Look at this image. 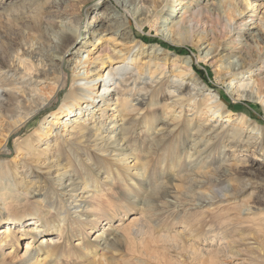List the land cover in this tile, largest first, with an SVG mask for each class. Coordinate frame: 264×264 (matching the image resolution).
I'll return each mask as SVG.
<instances>
[{
	"label": "bare ground",
	"instance_id": "1",
	"mask_svg": "<svg viewBox=\"0 0 264 264\" xmlns=\"http://www.w3.org/2000/svg\"><path fill=\"white\" fill-rule=\"evenodd\" d=\"M111 1L112 4L109 6H103V0H0L1 10L8 8H25L29 10L32 17L22 25V28L33 35L40 34L38 41H44L48 45L51 44V59H47L48 57H44L40 52H27L19 47L11 52L14 53L13 58H15L21 69L25 71V74L21 77L14 78L11 73H8L9 71L0 68V112L3 113V119L0 121V135L3 131L7 133L5 143L7 138L17 136L18 129H21L27 121L37 116L44 107L53 103L54 96L58 92L64 91L66 93L59 111L52 112L44 118L37 131L26 138L17 137L15 139L16 151L19 150L22 152L21 154L31 156L30 165L28 160L24 159H20V165L13 161L0 163V212L6 213L5 217L1 218L0 215V251L2 253L0 264H5L6 258L9 260L6 264H69L75 259H80L85 264H131L128 261L120 263L107 256L104 257L103 261H95L96 258H89L90 252L88 250H84L83 255H79L73 260L69 254L61 251L60 242L65 239L67 218L70 212L69 207L72 202H76L78 189L84 193H88L87 190L91 189L90 199L93 200L98 194L95 191L98 185L103 189L104 187L114 186L116 182H119L124 184L125 189H129L127 182L134 186L136 182L149 178V171L154 169H160L161 175L167 172L165 183L159 185L158 188L154 189L156 191L149 194V201L154 206L165 202L167 197H172L179 188L187 190V194L190 193V195L185 196L183 195L185 192L182 194L184 198L189 199L194 192L193 190H199L205 186L208 195H198V198H196L200 207L203 205L202 208L210 207L214 202H222L227 197L234 200L231 209L230 207H222L214 212V210L211 211L207 208V210H202L199 213L185 215V218H183L184 228L185 230L186 228L189 229L190 237L200 238L204 242H209V244H212L213 241L222 242L215 250L199 252L203 260L202 264H226L225 259L238 260L241 264H264V205H260V202L264 201V196H259L256 200L250 198V200L253 199L252 205L249 202L250 206L247 201L238 200L245 189L251 186L253 182L250 179L245 180L243 173L237 171V166L230 164L225 156L227 148H238L241 143H244L245 147L257 144V141L261 143L264 127L252 119L248 112L234 113L228 108L225 95H222L220 90L208 85L200 74L195 73V57L189 56L184 59L179 54L159 45L156 48H150V53L144 50L135 30L143 32L146 27L155 29L160 16L172 18L174 8L180 5L183 0ZM96 7H102L103 11L93 13L89 17V11ZM184 9L185 12L190 10L188 5ZM207 12L219 17L225 14L230 20L237 17L240 20L241 30L248 34L247 36H251L250 40H253L257 45L262 44L261 50H264V0H217L207 8ZM189 17L190 19L179 29V33L183 36L174 37L175 33L173 32L172 37L168 38L166 42L183 47L196 46L200 42L199 47H201L208 41L209 43L203 47V50L206 49V51L201 53L200 60H206L214 55H221L222 59L237 56L235 62L232 63L233 65L228 68L230 75L225 78L230 86L229 94L238 100L248 97L255 100L254 103H264V97L262 96L264 80L254 91V85L250 82L251 78L247 76L257 62L263 63V59L260 60V56L253 54V50L246 47L245 44H242L238 50L233 48L231 50V48L215 40L211 33L204 30L199 32L193 28L189 29L187 23L190 21L196 23L203 21V18L199 16L193 17L190 14ZM66 20H69L70 23H67ZM42 21L46 23L45 27H42ZM167 24L173 28L178 25V22L172 20ZM251 24L256 26L255 30L248 27ZM171 28L169 32H171ZM22 33H24L23 30L21 35ZM82 34L84 35L79 40ZM109 35L115 36L117 44L122 46V49L119 50L121 55L114 57V59H120L118 63H122V68L114 71L110 62L111 59L102 60L101 68H104L102 72H97L95 77L92 78H80L78 67L85 66L88 63L91 48L96 46L103 38H109ZM238 37L241 38L242 36ZM3 38L4 41L0 42V49H2V46L8 45L7 42L10 41L7 36ZM195 39L197 41L194 43ZM31 42H33L32 39ZM135 49H138V53L133 57L131 52ZM145 53L149 57L146 63L157 60L159 53L164 55L162 60H168V62L171 60L174 63L177 60L184 59L181 62L184 69L170 77H162V70L160 71L158 68L153 72L146 68L144 72L138 74L140 68L136 65V60ZM82 54H85V59L81 58ZM151 54H153L152 57L149 56ZM128 71H135L137 75L126 77L129 75ZM47 76L49 77L47 78ZM42 81L51 84L46 99L41 96L42 91L37 89L38 84ZM111 90L115 92V101L118 102L115 108H123L127 103L136 101L138 105H147L148 110L142 114L140 119L127 116L121 112L118 122H108L101 116L96 117V112L91 111L96 107V100L98 99V102L102 103L101 107H103L105 105L103 100ZM248 92L249 94H247ZM164 96H167L168 100L176 99L174 105H178L180 108L188 107L192 109L195 112L194 116L188 117L185 114L174 112L168 117L171 122L167 124V114L164 113V109L167 107L162 106L160 117L157 116V109H149L150 106L151 108L156 106L158 104L156 100ZM140 98L142 99L139 101ZM98 111H102V109L99 107ZM197 116L202 117L199 122H195ZM160 119L163 126L155 130V125ZM138 122L144 124L145 132L153 135L151 138L155 142L156 150L151 151L152 153L141 152L140 149L135 148L131 150V147H128L129 138L133 135L132 124ZM68 125H70L71 130H77L74 141L76 144L84 146V148L81 149L78 146L72 149L66 144V150L59 152L57 147L64 140V137L53 135L52 129L54 126H61L67 130ZM117 130L118 133H116ZM205 133H208L209 137L204 140ZM49 139L52 140L56 149H54L55 157H53L55 160L49 161L46 169H44V174L48 177L52 176L54 166L57 165L56 167L63 169L65 165H60V161L67 160V157L73 156L74 152L76 156H79L81 152H86L84 160L82 157L79 159L74 158L76 165L72 168V172L76 177L70 178L67 187L64 186L60 190L63 195L70 194L67 199L61 200H71V202L65 210H55L52 203L33 202L29 212L20 215L17 213L16 205H20L22 202L21 197L30 192V187H32L31 174L39 178V173L34 172L33 169L43 171L40 167L43 161L42 157H46L50 149L48 145L45 149L39 151L35 145L42 141L49 143L51 142ZM187 140H190V148L188 149L185 147ZM88 149H95L103 156L96 157L93 155L94 153L88 152ZM8 151L5 145L0 148L2 155L9 153ZM186 152L189 153L186 154ZM201 155H204V159H208V161L209 159L217 160L216 162L210 161L213 169L211 168L212 171L209 174L194 180L190 177V179L183 178L180 175L178 177L179 170L183 165L180 161L182 156L187 160H190L191 157L197 160ZM130 157L134 161L132 165L128 163ZM96 161L101 162L104 166L95 169ZM208 161L206 160L204 164H207ZM137 162L139 163L135 164ZM70 164L71 162L66 166L71 167ZM133 167L134 172H132ZM18 169H22L21 173ZM82 170H85L86 174H81ZM64 175L65 173L58 174L57 181L60 182L61 177ZM99 175H103V177L100 178ZM260 183L264 186V178L261 179ZM25 185H29V187L25 188ZM66 188H69V190H66ZM87 207L90 208L92 205L90 204ZM141 209H143L142 206ZM52 210L54 214L51 215ZM230 210L232 214L228 213ZM150 212L148 204L144 205V209L140 213L143 219L146 218V221L139 226L136 220L138 218L132 217V223L129 226L121 227L122 237L119 230H117L118 232L111 231V240L104 241L108 249L120 248L123 243L130 239L133 240L135 236L150 234L152 229L147 221ZM101 214L102 216L106 215L98 211L93 215V219H89L90 214L87 210H84L83 214H75V219L78 220L84 216L85 223L83 227L86 225L94 226L101 219ZM111 215H114V213ZM182 216L184 217V215ZM26 217L30 218L26 219ZM238 220L242 224H247L248 226H245L244 229H250L253 234L237 228V224H241L238 223ZM233 222H235V225L232 226ZM201 223L202 227L198 232L193 230L197 224ZM35 231V236H31L32 239L30 238L26 242L24 252L18 260L15 261L9 255L12 254V251L6 252L5 255L3 246L10 245L12 248L19 245L17 234L30 235ZM53 233L58 235L59 240L55 237L46 238V236H51L49 234ZM38 234H44L45 237L41 236V243H44V246L28 253L27 250L31 246L30 241ZM254 235L259 236L262 244H259ZM178 236L181 235L178 233ZM176 237L165 234L159 238L162 243L174 247V242L176 239L178 240ZM99 238L100 236H96V241ZM144 241L140 243H144ZM221 245L224 246L221 247ZM147 250H149L148 247L142 249V257L156 260L157 255L155 256L154 252V255L149 254ZM170 261L176 264L173 260Z\"/></svg>",
	"mask_w": 264,
	"mask_h": 264
},
{
	"label": "rangeland",
	"instance_id": "2",
	"mask_svg": "<svg viewBox=\"0 0 264 264\" xmlns=\"http://www.w3.org/2000/svg\"><path fill=\"white\" fill-rule=\"evenodd\" d=\"M3 1H8V0H3ZM103 1H104L103 6H109L110 4H112L111 0H103ZM216 1L217 0H183L180 5H177L174 8V12L171 15L173 19L161 15L159 20L157 21L155 29L146 27L143 32H140L139 30H135L136 33L138 34V39L143 45L144 50L147 51V53H150V48L152 47L156 48L159 45L164 48L170 49V51H173L174 53L179 54L181 57H184V59H186L189 56L195 57L194 59L195 73L200 74L203 77V80L208 85L214 87L217 90H220L222 95H225L228 101L227 102L228 108L232 110V112L234 113L248 112L249 115L252 116V119L256 120L259 124H261L264 127V103H258V102L254 103L255 100H252L248 97H243L238 100L235 99L233 95L229 94L230 86L229 83L225 81V78L230 75L228 68L231 65H233L232 63L235 62L237 56L232 58L222 59L221 55H214L207 58L206 60H202V59L200 60L199 57L202 56L201 53L203 51H206V49L203 50V47L209 43L208 41L205 43V45L201 47H199V45L201 44L200 42L196 44V46H190V47L174 46L173 44L166 42L168 38L170 39L172 37L173 32L175 33L174 37L183 36V34L179 33V29L181 26H184V23L188 21V19H190L189 17L190 14L193 17L199 16L203 18V21L201 23H196L195 21H190L189 23H187L189 29L193 28L199 32L203 30L207 31L213 35L215 40L220 42L222 45H226L228 48H231V50L233 49L238 50V48H240L242 44H245L247 45L246 47H249L251 50H253V54L260 56V60L263 59V63L260 61L257 62V64L252 68L251 73L247 75L249 78H251L250 82L251 84L254 85V91H256L261 81L264 80V50H261L262 44L257 45L255 42H253V40H250L251 36H247L248 34H246L243 30H241L240 20L237 17H235L234 20L233 19L230 20L227 18L225 14L221 15L220 17L209 14L207 12V8L212 6ZM186 5H188V7L190 8L189 12H185L184 7ZM102 11H103L102 7L93 8L92 10L89 11L88 16L90 17L91 14L96 12L101 13ZM31 17H32V13L25 8H19V9L8 8L6 10L0 9V37H1L0 42L4 41L3 38L4 36H7L11 41V42L10 41L7 42L8 45H4V46L1 45L2 49L0 50L2 51H0V59H1L0 68H4L5 70L9 71L8 73H11V75L14 76V78L21 77L25 74V71L21 69L20 65L17 63L15 58H13L14 53H11L15 51L17 47L27 52H34V51L40 52V54H42L44 57L47 56L48 57L47 59H51V55H50L51 44L48 45V43H44V41L43 42L38 41V39L40 38L39 36L40 34L33 35L32 33L22 28V25L25 22H27ZM172 20L178 22V25L173 28H171L170 25L167 24ZM66 21L67 23H70L69 20ZM41 24L42 27L46 26V23L43 21ZM248 27L252 30H255L256 26L254 24H251ZM170 28H171V32H169ZM22 30L24 33H22L21 35ZM83 35L84 34L81 35L79 40H81ZM238 36H242V37L240 38ZM31 39L33 40V42H31ZM116 39L117 38L115 36L113 37L112 35H109V38H103L98 44H96V46L91 48L92 51L89 52L90 60L88 61V63L85 66L78 67L80 78L81 77L92 78L95 77L97 72L99 71L102 72V69H104L101 68L102 60L107 61L108 59H111L110 62L113 65L112 70L114 71H118L119 69L122 68V63H118L120 62L119 61L120 59H114L115 56L121 55V53H119V50L122 49V46L117 44ZM196 41L197 39H195L194 43ZM137 51L138 49L133 50L131 52V56L134 57L138 53ZM152 55L153 54L149 56L152 57ZM157 57H158L157 60H151L149 63H146L149 60V57L146 56V53L144 55H140L136 60V65L140 68L138 74L144 72L146 68H149L151 72L155 71L158 68L160 69V71L162 70V77H170L174 73H179V71L184 69L181 63L182 61H184V59L181 61L177 60V62L173 63L171 60L169 62L168 60L167 61L162 60V58H164L163 54L159 53ZM81 58L85 59V54L84 55L82 54ZM83 69H87V70L83 71ZM48 73H52V72H48ZM127 73L129 75H127L126 77L130 75L133 76L137 75L135 71L132 72L128 71ZM48 77L49 76H47V78ZM50 87L51 84H49L48 82L42 81L38 84L37 89H40L42 91L40 94L41 96H43L44 99H46ZM247 94H249V92ZM65 95L66 93L64 91L58 92L54 96L53 103L44 107L42 111L39 114H37V116L31 118L21 127V129H18L19 133L17 136L7 138V142H6L7 144L5 143L7 133L5 131L2 132V135H0V148L4 147L5 145L9 150L8 151L9 153L5 155H2L0 153V163L4 161H8V162L13 161V162H17L20 165V159H24V160H28V164L30 165L29 160L31 159V156L21 154L22 152L19 150L16 151L14 141L17 137L26 138L29 135H32L35 131H37L41 126V124L43 123L44 118L48 117L52 112L59 111V108L62 105V101ZM262 96L264 97V92ZM115 98H116L115 92L113 90L109 91L103 100L105 101L104 102L105 105L101 107L102 103H99L97 99L96 100L97 104L95 103L96 107L91 111L96 112V117L101 116L105 118L108 122L110 121L118 122L121 116V112L125 113L127 116L130 117L134 116L140 119L142 117V114H144V112L148 110L147 105L145 106L138 105L136 104V101L127 103L123 108L120 107L115 108V106L118 105V102L115 101L116 100ZM141 99L142 98H140L139 101ZM175 100L176 99L168 100L167 96L161 97L160 99L156 100L158 104L152 108L150 106L149 109L150 110L157 109V116L160 117L162 113L160 109H162V106L167 107L166 109H164V113L167 114L166 116L167 124L171 122V120H169L168 117L174 112L185 114L188 117L194 116L193 114L195 112L192 111V109L188 107L180 108L178 105H174ZM99 107L102 109V111H98ZM2 115L3 113L0 112V121L3 119ZM201 119L202 117L197 116L195 117V122H199ZM161 121H162L161 119L158 120V122L155 125L156 126L155 130L160 129V126H163V122ZM132 126H133V135H131L129 138L128 147L129 148L131 147L130 148L131 150H133L134 148L138 150L140 149L141 152L145 151V153L154 152V150H156L155 149L156 145L154 140H152L151 138L153 135H150L147 132H145L144 124L138 122V123H133ZM69 127L70 125H68L69 130L68 129L65 130L61 126H54L52 129L53 135H57V136L61 135L64 137V140L61 141L60 145L57 147L59 152L66 150L65 149L66 144L67 146H70L72 149H75L78 146L81 149L84 148V146L76 144V142L74 141V139L76 138L77 130H71V128ZM116 133H118V130ZM208 137H209L208 133L207 134L205 133V136L203 138L205 140L208 139ZM261 139H262L261 143L257 141L256 142L257 144H252L247 147H245L246 145L244 143H241V145L238 148H234V149L227 148V151H225V156L228 159L229 163L235 164L237 166V171H241L243 173L245 180L250 179L253 182L251 186H248V188L245 189L243 194L238 199L239 201H247L248 205L250 204L249 202H251L250 205H252V201L254 198L256 200L257 197L259 198V196H264V186L260 183L261 179L264 178V161H263L264 130H263V134L261 135ZM49 141L51 142L46 143L42 141L35 145L36 149L39 151L45 149L46 146L48 145L50 149L49 152H47V156L42 157L43 161L41 162L40 167L41 169H43V171H38V170L36 171L35 168L33 169L34 172L39 173V178H36L34 174H31L30 179L32 180V187H30L31 188L30 192L26 196L24 195L23 197H21L22 202L20 205H16L17 213L20 215L27 214L29 212L31 203L33 202L39 201L49 204L52 203L55 210L56 209L65 210L67 205L71 202V200L62 201L65 198L67 199L70 194L67 193L63 195L60 193V190L64 186L67 187L68 183H70L69 181L70 178L76 177V175H74V173L72 172V168H74V166L76 165L74 163V158L79 159L80 157H82V159L84 160L86 157V152L84 153L81 152L80 153L81 156L80 155L76 156V153L74 152V155L69 156L70 158L67 157L68 158L67 160L64 159L63 161H60L59 163L60 165L62 164L65 165L63 166V169L56 167L57 165L54 166L52 168V172L54 171L55 173L53 172L52 176L48 177L44 174L45 172L44 169H46V166L49 161L55 160L53 157H55L54 149H56L55 146H53L52 140L49 139ZM71 143L74 146L73 145L71 146L70 145ZM185 147L187 149L190 148V140L186 141ZM83 151H87V150H83ZM88 152L92 154L94 153L93 155H95L96 157L103 156V154L95 151V149H88ZM188 153L186 152V154ZM206 160L208 161V159H204V155H201L199 158H197V160H194L192 157L190 160H187L185 157L182 156L180 161L181 164L183 165L179 170L178 177L180 175L183 178H188V179L193 178V180L195 178L196 179L203 178L205 175L209 174V172H211L213 169V165L210 164V161L211 162L217 161L216 159L214 160L209 159L207 164H204ZM70 162H71L70 164L71 167L66 166ZM128 163H130L131 165L134 163L131 157L128 159ZM138 163L139 162L135 164ZM33 166L34 165L32 164V167ZM103 166L104 165L101 162L96 161L94 168L97 169ZM21 170L22 169H18L20 173ZM134 171L135 170L133 167L132 172ZM57 173L58 174L65 173V175L61 177L60 182L57 181L58 180ZM81 174H86L85 170H82ZM149 174H150L149 178H147L146 180H140L136 182V185L134 186L130 182H127V184L129 185V189H125L124 184H121L119 182H116L114 186H109L107 188L104 187L103 189L100 188V186L98 185V187H96L97 190H95L97 191L98 194L96 195V197H94L93 199L94 201L90 199L91 189L87 190L89 191L88 193H84L82 192V190L78 189V191L76 192V196L78 195V197L75 199L76 202H72L71 206L69 207L70 217L68 216L67 218L68 224H67V230L65 231V239L61 240L60 242L61 251L62 252L64 251V253L69 254L70 257L73 258V260L75 259V257L79 255H83L84 250H88L90 252L89 258L90 259L96 258L95 261L96 260L103 261L104 257L107 256L115 261H119L120 263L128 261L131 264H138V263L139 264L140 263L141 264H167V263L174 264L170 260H173L174 262H176V264H202L203 260L199 255V252L207 251V250H215L217 246L222 242L213 241L212 244H209V242H204L200 238L197 239L195 237H190L189 235L190 232L188 231L189 229L186 228L185 230L184 228L183 218H185V215L199 213L202 212V210H207V208L210 209L211 211L214 210V212H216L218 208H222V207L225 208L230 207L231 209L232 205H234L233 203L234 200L227 197V199H225L222 202H218V203L214 202L210 207L206 206L202 208L203 205H201L200 207V204L196 200V198H198V195L201 196L208 195V190L207 187L205 186L199 190H193L194 192L189 199L184 198V196L190 195V193L187 194V190H183V188L181 189L179 188L178 190H176L175 194L172 197H167L165 202H162L160 205L157 204L154 206V204H152L149 201L150 200L149 194L152 191H156L154 189L158 188L159 185H163V183H165V177L167 175V172L161 175L160 169H154V170H150ZM99 177L101 178L103 177V175H99ZM27 186L29 187V185H25L24 187L28 188ZM66 190H69V188H66ZM250 198L253 199L250 200ZM90 204L92 205V207L90 208L87 207ZM147 204L151 210L149 215V220L147 221L150 224V228L152 229L151 233L153 236L151 235V233L141 234L142 236L138 235L141 238L135 236V238L133 237V240L130 239L129 241H127L128 243L127 242L123 243V245H121L120 248L108 249L107 244H105L104 241L111 240L110 238L112 237L111 231L116 232L117 230H119L120 232L119 234L122 237L121 230L122 228H125L129 226L130 223H132L131 222L132 217L138 218L136 220L139 226L143 225V223L146 221V218L143 219L140 211H142L144 209V205ZM260 205H264V201L263 202L261 201ZM141 206L143 207V209H141ZM84 210H87L88 214H90L91 217H89V219H93L94 218L93 215L95 213H98V211H101L106 215L102 216L101 214L102 217L97 225L94 226L86 225L83 227V224L85 223L84 216L76 220L75 214H83ZM50 213L52 215L54 214V211L52 210ZM112 213H114V215H111ZM228 213L232 214V211L230 210L228 211ZM0 215L2 218L5 217L6 213L1 211ZM182 215H184V217ZM27 218L30 217H26V219ZM238 223H241L239 225L237 224V228H239L241 231H244L246 233H252L250 229L248 228L244 229L245 226H248L247 224H242V222L239 220ZM197 225L198 227H196ZM197 225L193 229V230H197L196 232L200 230V228L202 227V223ZM233 225H235V222L232 223V226ZM178 233L181 236H178ZM35 234L36 231L35 233L34 232L31 233L30 235L17 234L19 245L14 246L12 248L10 247V245L3 246L5 255L6 252L8 253L9 251H12V254L9 255H11V257H13L15 261L18 260L19 257H21V255L24 252V247L26 242L30 240L31 236H35ZM165 234L171 237L177 236L176 238H178V240L176 239V241L174 242L175 248L172 247V245H166L160 241L159 237ZM49 235L51 236H46V238L48 237L58 238V235L56 233ZM149 235L151 236V238ZM41 236L43 237L44 234L42 235L38 234L36 235V237H34L33 240L30 241L31 246L27 250L28 253H32L38 248L44 246V243L43 244L41 243L42 241ZM96 236H100V238L97 239V241H96ZM255 238H257L259 244H262V241L259 240L258 235H256ZM141 241L142 242L144 241V243H140ZM223 246L221 245V247ZM144 247L149 248V250H147L149 254L154 255L155 253V256L157 255L155 257L157 261L151 258L150 260L147 257H142L141 251ZM94 252H95V256L93 257ZM1 254L2 253L0 251V257ZM63 260L65 259L63 258ZM224 261L226 264H238V263L241 264L240 261L238 262V260H234V259H225ZM8 262L9 260L6 258V263ZM82 262L83 261L80 259L78 260L75 259L74 261H71V263L69 264H85V262L83 263Z\"/></svg>",
	"mask_w": 264,
	"mask_h": 264
}]
</instances>
